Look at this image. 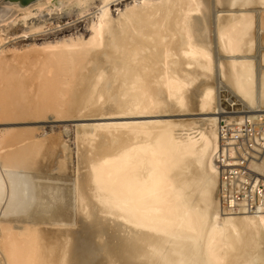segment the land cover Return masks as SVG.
I'll use <instances>...</instances> for the list:
<instances>
[{"label": "bare ground", "instance_id": "1", "mask_svg": "<svg viewBox=\"0 0 264 264\" xmlns=\"http://www.w3.org/2000/svg\"><path fill=\"white\" fill-rule=\"evenodd\" d=\"M34 2L54 21L0 31V124L116 122L75 130V229L35 217L61 137L0 132V264H264V214L223 208L216 163L220 91L264 110V0Z\"/></svg>", "mask_w": 264, "mask_h": 264}, {"label": "rangeland", "instance_id": "2", "mask_svg": "<svg viewBox=\"0 0 264 264\" xmlns=\"http://www.w3.org/2000/svg\"><path fill=\"white\" fill-rule=\"evenodd\" d=\"M33 5H35V6H33ZM8 7H10V8H8ZM31 7H33V8H31ZM36 7H37L36 2H32V3H29L27 5H22L20 2L11 3V0L3 2L2 4H0V9L7 10V14L4 17L0 16V22H3V24L0 23V31L5 29V27L7 25L8 26L6 28H7V30H10V33H11L12 31L13 32H20L23 28H26V25L27 26H33V25H38L39 23H42V22L50 21V20L54 21V16L51 17L50 16L51 13L46 12V11H48L47 7H43V9H41V8L39 9V7H37L38 10L36 9ZM58 10H60V8H58ZM25 14L27 16H25ZM34 16H36V17H34ZM11 17H13V18H11ZM31 17H33V18H31ZM4 22H5V24H4ZM17 24H19V26ZM11 26L14 27V29L11 28ZM74 28H70V30L65 29L64 31H60L57 34L62 35V33H63V35H69V34H71L70 32H72V31H73L72 34L77 33V32L84 33V26L79 27L78 28L79 30L78 29L76 30V27H74ZM51 36H53V35H51ZM30 38H31V40H30ZM44 38L46 39L47 37H42L40 35H37L35 37H29V39L25 40V41L19 40L20 43L21 42H23V43L20 44L18 42L17 46L20 44L19 47H26L27 45L35 43V42L40 44L45 40ZM263 51L264 50H261L260 54ZM263 55H264V52H263ZM224 90L228 91L227 89H224ZM221 93H222V91H220V95H221ZM176 118L177 119L181 118L184 120L187 118L191 119L193 117L191 115H185L184 117L180 116V117H176ZM90 119L91 118L86 119V120L85 119H82V120H76L75 119V120L59 121V120H56L55 118L53 119V117L49 116V118L45 121L43 120V121H37V122H25V123L24 122L23 123L22 122H16V123H12V124H10V123L0 124V132L3 129H6V127L7 128H13V127L16 128L17 127L16 128L17 130H19V128H20V130H26L28 128L31 130V128H34L33 130L36 129V131H37L36 136H37L38 140H41V139L43 140L46 138L54 137L56 135L61 137L62 146L58 149L57 155L54 158L55 160L57 159V161L52 160V162H51L52 164L50 162H46L47 165L45 163V167L46 166L48 167V165H49L48 163H50L51 167H50V165L48 167L49 169L47 167L46 168L44 167L43 168L44 172L42 171V173L36 175V178L34 180L35 187L37 188L36 190H38V193H39L38 194V197H39L38 201L39 202L37 201L36 206H35V207H37V208H35V211L37 210L36 211L37 213L35 212L36 213L35 217L38 221L41 219V221H39V222H41L43 224V227L46 229H53V228H57V227H65V228H70V229L76 228V224H77L76 218L77 217H76V208H75V200H74V198H75V195H74V185L75 184L74 183H75L76 178H75V173H74L75 172L74 157L72 154V149H74V147H73L74 146V140L73 139L75 137V132H76L75 130H77L78 126L83 127L86 125H93V124H97V123H104V122L109 123L110 120H111V122H116V121H112L113 119L116 120V118H112V119L111 118H108V119L107 118H103V119L102 118L101 119L100 118H93L91 120ZM168 119H172V118H168ZM64 146L67 147V149H69L66 152L68 154V156L66 153L63 155L61 154V150L63 149ZM69 151H71V152H69ZM61 155H62V157L63 156L67 157L68 160H70L69 156L72 155L71 156L72 160L69 163V166H68L65 174H63V175H60L59 172L57 171V162H58V159L59 160L61 159ZM53 162L54 163L56 162V164H53ZM37 204H38V206H37ZM39 215H40V217H39ZM56 215H58V216L56 217ZM59 215L60 216L62 215V216L60 217ZM66 219H67V221H66ZM53 220H54V222H53ZM47 222H50V223H47ZM19 227H22V225H19Z\"/></svg>", "mask_w": 264, "mask_h": 264}, {"label": "built area", "instance_id": "3", "mask_svg": "<svg viewBox=\"0 0 264 264\" xmlns=\"http://www.w3.org/2000/svg\"><path fill=\"white\" fill-rule=\"evenodd\" d=\"M217 167L223 208L264 214V110L252 111L222 91Z\"/></svg>", "mask_w": 264, "mask_h": 264}, {"label": "water", "instance_id": "4", "mask_svg": "<svg viewBox=\"0 0 264 264\" xmlns=\"http://www.w3.org/2000/svg\"><path fill=\"white\" fill-rule=\"evenodd\" d=\"M20 2L22 5H27L29 3L34 2V0H13L11 3Z\"/></svg>", "mask_w": 264, "mask_h": 264}]
</instances>
